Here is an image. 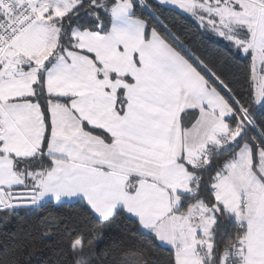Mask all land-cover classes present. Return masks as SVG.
Segmentation results:
<instances>
[{
  "label": "snow or ice",
  "instance_id": "snow-or-ice-1",
  "mask_svg": "<svg viewBox=\"0 0 264 264\" xmlns=\"http://www.w3.org/2000/svg\"><path fill=\"white\" fill-rule=\"evenodd\" d=\"M0 219V264H264V0H0Z\"/></svg>",
  "mask_w": 264,
  "mask_h": 264
},
{
  "label": "trees",
  "instance_id": "trees-1",
  "mask_svg": "<svg viewBox=\"0 0 264 264\" xmlns=\"http://www.w3.org/2000/svg\"><path fill=\"white\" fill-rule=\"evenodd\" d=\"M201 50L206 51L208 55L215 54V46L209 41H204L201 44ZM17 222L15 220H4L0 219V234L5 232H13L17 229ZM31 264H54V254L42 251L37 252L30 257Z\"/></svg>",
  "mask_w": 264,
  "mask_h": 264
}]
</instances>
